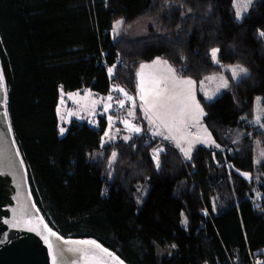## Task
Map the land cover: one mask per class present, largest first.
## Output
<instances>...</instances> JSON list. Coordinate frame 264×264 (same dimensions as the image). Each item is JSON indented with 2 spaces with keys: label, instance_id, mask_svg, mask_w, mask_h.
<instances>
[{
  "label": "trees",
  "instance_id": "trees-1",
  "mask_svg": "<svg viewBox=\"0 0 264 264\" xmlns=\"http://www.w3.org/2000/svg\"><path fill=\"white\" fill-rule=\"evenodd\" d=\"M233 1L0 0L11 130L33 202L60 236L94 240L126 264H264V161L253 157L255 143L264 150V117L251 123L257 98L264 107V0L241 20ZM146 18L147 35L130 38ZM159 57L197 85L217 73L228 81L210 101L196 91L219 147L198 145L184 159L168 140L125 139L122 128L102 143L103 118L72 120L60 135L62 93L105 96L114 84L136 96L137 67ZM236 65L249 75L233 79L226 66ZM157 143L165 151L155 159Z\"/></svg>",
  "mask_w": 264,
  "mask_h": 264
},
{
  "label": "snow or ice",
  "instance_id": "snow-or-ice-1",
  "mask_svg": "<svg viewBox=\"0 0 264 264\" xmlns=\"http://www.w3.org/2000/svg\"><path fill=\"white\" fill-rule=\"evenodd\" d=\"M252 3V0H246L244 6H243V12H246L248 7H250ZM234 8H236L235 16L237 20H240L243 18V12L242 10L237 7L236 0H234L233 4ZM123 21H117L116 25H114L113 30L116 31L118 26L121 25ZM260 36L264 37V31L260 32ZM220 50L219 49H212L211 51V58L212 61L216 64H219L220 61L217 58V54ZM163 63L166 66V72L167 75L158 76V75H149L146 79V75L144 70L146 68H151L153 65H160ZM153 65H140V71L137 73V76L139 78L138 82V95L140 100L143 102L142 108L144 111L145 118L149 120L150 123L156 125L157 121H159V124L163 125L166 129H168L169 133L175 131H179L178 125H184L186 120L193 121L195 124H199L200 117L204 115L203 108L200 106V103L196 100L195 91H194V85L195 81L191 79H181L178 78L175 70L171 68V66L167 65V61H161L159 58L153 62ZM230 71L232 74L233 79H237L241 77V74L243 76H248V69L244 68L243 66L236 65L231 66ZM112 69H109V73L111 74ZM206 79H215V77H206ZM221 84L220 87L226 88L228 87V81L224 77H220ZM170 84V87H169ZM149 85V86H146ZM163 85V86H162ZM115 91H119L123 93V95L127 98V100L133 102V108H135V101L132 96H130L127 92L124 91L122 88H116ZM0 91H3L5 96V102H6V96H7V90L4 86V77L3 73L0 72ZM78 95V94H75ZM63 96V93H62ZM205 96L208 100H211L212 97L209 96L207 93H205ZM69 98H72L71 96ZM108 100H111L112 97L109 96L107 98ZM63 103V100L61 101ZM97 103V101H93V104ZM124 100L119 101L120 107H124ZM260 101L259 98H257V105H258V111H264V109H261L259 107ZM111 105L107 104L105 105V111L110 108ZM73 114L74 113H70ZM134 111H130L129 115H134ZM111 122L112 117L108 118ZM260 116L258 115L256 117V122L259 123ZM126 125H128L133 132L139 133L141 129L139 127H136L135 125H131L128 121H124ZM261 127H264V125H261ZM64 129H60L61 135L64 133ZM204 132L206 134V139L201 140L200 137H197L198 142L202 143H215L214 141L210 140V133H207V129H204ZM107 135V133L105 134ZM153 135H163V133L159 130V126L157 125V130L153 133ZM183 138V137H182ZM125 139H128V137H125ZM164 139H170L177 142V146L180 147L179 140H177L176 136L174 135H167L164 136ZM193 141H188V147L183 148L180 147V150L184 153V156L188 159H191V151L193 147ZM216 147H219V145H216ZM159 151H162V149L157 150V154ZM113 159L116 157V153L112 154ZM261 158H264V150L260 152ZM259 162V161H258ZM242 175H245L248 177L247 173H242ZM250 178V177H249ZM5 223H8L5 221ZM24 225L28 227V231H35L36 228L32 227V221L31 219L24 220ZM40 223L42 224V219L40 220ZM184 223L186 224L187 221L185 220ZM21 224V221L17 220L13 222V227H19ZM44 229L51 235L56 236L55 232H52L50 228L47 227V225H43ZM57 239H61L60 237H57ZM46 243H48L49 249L51 251L52 249V243L48 240V237H45ZM66 244H75V245H82V246H89V247H76V248H69V252L79 253V260L82 261V264H104L102 255H106L107 257L111 258L112 260H115L118 262V264H123V261H120L118 257H115L112 253L108 252L107 249H104L101 247V245L97 244L96 241L93 240H83V241H64ZM175 247V245H173ZM99 250V253L96 252V250ZM52 264H57V255L55 253L52 254ZM72 264H77L76 261H72Z\"/></svg>",
  "mask_w": 264,
  "mask_h": 264
},
{
  "label": "water",
  "instance_id": "water-1",
  "mask_svg": "<svg viewBox=\"0 0 264 264\" xmlns=\"http://www.w3.org/2000/svg\"><path fill=\"white\" fill-rule=\"evenodd\" d=\"M28 219H31V226L36 228L35 231H28V227L24 225L23 221ZM17 220L21 221L20 226L13 227V222ZM43 225L47 223L33 202L27 169L11 130L7 96L5 102L4 93L0 91V264H52L53 253L57 255V264H72V261L82 264L79 253L69 252L68 249L89 246L66 244L64 241L91 239L62 237L47 225L56 233V236H51ZM46 236L52 243L51 251L45 241ZM101 247L106 249L102 245ZM96 252L99 253V250ZM108 252L118 257L112 251ZM100 255L104 264H118L106 255ZM119 260L122 261L120 258Z\"/></svg>",
  "mask_w": 264,
  "mask_h": 264
},
{
  "label": "rangeland",
  "instance_id": "rangeland-1",
  "mask_svg": "<svg viewBox=\"0 0 264 264\" xmlns=\"http://www.w3.org/2000/svg\"><path fill=\"white\" fill-rule=\"evenodd\" d=\"M245 2H246V0H236L237 7H239L242 10V12H243V6H244ZM234 11L236 12V8H234ZM244 14H245V12H243V16H244ZM116 22L117 21H115V23L113 24V28H114V25H116ZM149 25L153 26V23L151 22L150 19H147V18L140 20L138 22H135V24L133 26L128 27L129 37L132 39H136L137 37L147 35V30H148ZM119 27H120V25L118 26V28ZM215 49H217V48H215ZM159 59L161 61H163L160 57H159ZM155 60H157V58L153 59L151 61H148L147 63H142V64L153 65V62ZM167 65L170 66L169 64H167ZM230 67L231 66H226L227 69H230ZM171 68L174 69L173 66H171ZM139 71H140V65L137 67L136 73H138ZM144 72L146 75V79L149 75H153V74L158 75V76L167 75L166 66L163 63H161L160 65H153L151 68H146L144 70ZM175 73H176V71H175ZM242 75L243 74H241V76ZM207 77H215V79H206V77H205V79L202 80V82L199 85H197V83L195 82L194 91H195L196 100L198 102H199V100H198V96L196 93L197 88H198V91L201 92V94L203 95L204 99L207 101H210V100L207 99V97L205 96V93H207L209 96L212 97L211 100L216 98V96L220 93V88H221L220 87V84H221L220 77H224V76L220 73H217L215 75H210ZM178 78H180V77H178ZM181 79H189V78H181ZM237 79H235V80H237ZM138 82H139V78L137 76V84H138ZM146 86H149V85H146ZM169 87H170V84H169ZM116 88H121V87H118V86L113 84V85H111L110 91L107 95L99 96V97H97L98 95H94L90 90H85L84 92L79 93L78 95H72L71 96L72 98H70L71 100L69 98L64 100V97L61 94V96L59 98L58 107H57V116H58V122H59V124H58L59 133H60L61 128H63L65 130L62 135H64L66 133V130H67L66 127H67L68 123L72 120V117H73V114H70V113H73L70 109L67 111L68 113H67L66 117H63L61 115L63 104H65V106L67 104H70V107H72L73 111H75V112H77L79 110H83V111L85 110L84 112L87 111L86 112L87 121H89L88 123L90 125H93L92 122L96 121V123H97V121L100 120V117H96V113H97L99 107H101V105H103V110H104L105 105L110 104L111 107L108 108L107 111L104 110L106 113V118H107L108 122L106 125V131H105L103 138H102V143H108L110 140L115 139V135L118 132V129L122 128L124 130L123 133H125V137H128V138L130 137L131 134H140L141 132H146V134L148 136H150L154 139H158L159 141L168 140L169 142H171L173 145H175L177 147V149L180 151V153L184 159H186V157L184 156V153L180 150V147L187 148L188 147V141L194 142L191 153L194 151V149L198 145H201L204 147H216V143H214V144L210 143V142L209 143H202V142L197 141V137H200L201 140L206 139V134L204 132V129H207V128H206V126H204V122H203L205 114L202 117H200L199 124H195L193 121L186 120L184 125H178V127L180 129L179 131L174 130L173 132L169 133L168 129H166L163 125L159 124V121H157L156 125H154V124L150 123L148 119L145 118L144 111L142 108L143 102L140 100L139 95H138V87H137V91H136V96L128 93L124 89L125 92H127L130 96H132L134 98L135 108H133V102L127 100V98L123 95V93L114 90ZM109 96L112 97L111 100L107 99ZM78 97H81L82 103L90 106V108L88 109V108L84 107L85 108L84 109L82 107V105H78V104L75 105V104L70 103V101L71 102L73 101L72 103H76L74 101V99L78 98ZM62 100H63V103L61 102ZM120 100L125 101L124 107H120V105H119ZM93 101H97V103L93 104ZM255 101H256V111H255L256 114L252 118L251 123L252 124H260V121H259V123L256 122V117L259 115L260 120H261V118L264 117V111H258L257 110L258 109L257 99ZM259 101H260V98H259ZM200 106L203 108L202 104H200ZM259 107L261 109H264V107L261 106L260 104H259ZM113 110H115V112H117V113L109 114L110 111L114 112ZM130 111H134L135 114L130 116L129 115ZM109 117H112L111 122L108 119ZM124 121H128L131 125H135L136 127H139L141 129V131L139 133L133 132L131 130V128L124 123ZM157 125L159 126V130L163 133V135H153V133L157 130ZM106 133H107V135H105ZM207 133H210L208 131V129H207ZM60 135H61V133H60ZM167 135L176 136L177 140H179L180 147L177 146L176 141L170 140V139H164V136H167ZM210 140L214 141L213 136H210ZM255 146H256V148L253 152L254 161H255V163L263 162L264 158H261V156H260V152L262 151V149L260 148V146L257 145V143H255ZM158 149H162V151H159L158 154L157 153L155 154V159H156L157 155H159L160 153H163L165 151L164 145H162L161 143H157L154 146V150L156 152ZM111 159L113 160V157ZM142 187H143V185H137L136 186L138 191L141 190ZM156 250H157L158 256H164V255L170 254L173 249L170 246H166L163 248L156 247Z\"/></svg>",
  "mask_w": 264,
  "mask_h": 264
},
{
  "label": "crops",
  "instance_id": "crops-1",
  "mask_svg": "<svg viewBox=\"0 0 264 264\" xmlns=\"http://www.w3.org/2000/svg\"><path fill=\"white\" fill-rule=\"evenodd\" d=\"M261 74L263 75L264 74V72H261ZM222 89H224V88H220V91L222 90ZM85 90H88V89H83V90H81V91H77V92H71V93H63V97H64V100L65 99H67V98H69L70 96H72V95H75V94H79V93H82V92H84ZM97 97H99V96H97ZM70 99V98H69ZM71 100V99H70ZM69 100V101H70ZM74 101L76 102V103H72L71 101H70V103L71 104H78V105H82V107L84 108H90V106H88V105H85L84 103H82V99H81V97H78V98H75L74 99ZM69 106V107H68ZM84 108V109H85ZM71 110L73 113H74V115H73V117H72V120H77V121H86L87 123L89 122V121H87V114H86V112H84L83 110H79V111H77V112H75V111H73V108L72 107H70V104H67L66 106H65V104H63V108H62V116L63 117H66L67 116V111L68 110ZM114 112H112V111H110L109 112V114H115V113H117V112H115V110H113ZM96 117H100V118H103L105 121H106V125H107V122H108V120H107V118H106V113H105V111L103 110V105H101V107H99V109H98V111H97V113H96ZM71 120V121H72ZM97 123H98V121H97ZM96 123V121H94V122H92V124L93 125H96L97 124ZM116 135H117V133H116ZM116 135H115V137H116ZM171 143V142H170ZM172 144V143H171ZM173 145V144H172ZM173 146H175V145H173ZM176 147V146H175ZM177 148V147H176Z\"/></svg>",
  "mask_w": 264,
  "mask_h": 264
},
{
  "label": "built area",
  "instance_id": "built-area-1",
  "mask_svg": "<svg viewBox=\"0 0 264 264\" xmlns=\"http://www.w3.org/2000/svg\"><path fill=\"white\" fill-rule=\"evenodd\" d=\"M254 264H263V262L260 261L259 259H257V260L254 261Z\"/></svg>",
  "mask_w": 264,
  "mask_h": 264
}]
</instances>
